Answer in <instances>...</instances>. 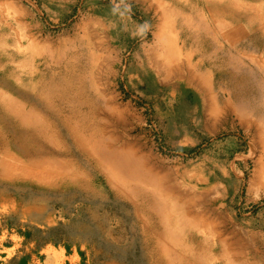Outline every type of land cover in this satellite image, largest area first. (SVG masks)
I'll return each mask as SVG.
<instances>
[{"label": "rangeland", "instance_id": "rangeland-1", "mask_svg": "<svg viewBox=\"0 0 264 264\" xmlns=\"http://www.w3.org/2000/svg\"><path fill=\"white\" fill-rule=\"evenodd\" d=\"M204 4L0 0V99L49 122L43 153L61 165L0 173V264H264V18L221 25ZM222 58L257 101L217 76Z\"/></svg>", "mask_w": 264, "mask_h": 264}, {"label": "bare ground", "instance_id": "bare-ground-1", "mask_svg": "<svg viewBox=\"0 0 264 264\" xmlns=\"http://www.w3.org/2000/svg\"><path fill=\"white\" fill-rule=\"evenodd\" d=\"M200 1L205 3L204 6H206V9L209 11V13H214L217 15L218 24L221 22V25L224 23L222 21L224 19H230L237 24H245L244 19L246 17L242 18L236 12L237 10L242 9H244V11L247 13L246 16L249 22H253L251 26L254 25V27L257 29L259 28L257 21L264 18V7L262 6L264 4L261 6H250L245 2V0H242L241 3L236 2V0H220L218 2L204 0ZM234 25L235 24H232L231 26ZM260 25L262 26V24ZM207 33H212V31L207 30ZM234 34L238 36V33L235 31H233L230 36ZM217 36L218 34L216 37ZM215 41L216 40L213 38H204V40H202L200 43V51H208L209 48H216V52L217 49L222 50V48H219ZM228 41L231 43L230 39ZM228 41H226V46L224 47L226 50L225 55L223 56H226L227 59L232 61L236 54L242 52V49L238 47H231L228 45ZM222 60L216 70V74L218 77L232 79L231 86H233L232 90L235 92L234 96L236 99H238V101L240 100V102L248 104L257 101L258 98L256 94V85L250 77H247L249 72L243 69L241 64H235L232 74L229 75V72L225 70L226 62ZM37 86H40L38 90L40 92L35 90ZM37 86L30 83L26 85L21 84V87L17 90H21L23 94L26 93L25 95L27 97V101H30V105L36 103L38 100L40 103H42L48 98L49 88L46 83H42L41 85ZM47 101L48 103H44L46 106L45 110L51 108L48 99ZM252 110L257 114L259 113V115L262 114L260 107H252ZM50 126L51 125L49 122L42 118V116H38L32 109H30V106L18 104L11 98L2 100L0 99V173L5 172L6 174H12L11 171L16 169L20 170V174L22 173L28 177L33 176L37 180H41L47 176L52 177V168H54L55 172L58 173L57 169H60L61 165L57 164L53 159L51 160L47 158L43 153L50 150V147L45 141V137L49 135L48 128H50ZM78 127L80 129V126ZM53 132H56L55 128L53 129ZM51 151L58 150L52 148ZM13 152L17 153L16 157L14 158L16 161H18V157L26 156L28 159L23 160L22 163H17L13 158L10 157ZM113 156L114 155L106 157L105 161L113 158ZM121 165L122 164L119 163L118 160V171H120L121 174L123 173L128 175V171L123 168V166L121 167ZM114 172L115 171L113 170L110 171L109 175L107 174L108 177L112 176ZM66 180H71V178L67 177Z\"/></svg>", "mask_w": 264, "mask_h": 264}]
</instances>
